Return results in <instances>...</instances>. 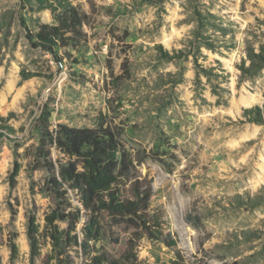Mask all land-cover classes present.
I'll list each match as a JSON object with an SVG mask.
<instances>
[{
    "label": "rangeland",
    "instance_id": "374dc122",
    "mask_svg": "<svg viewBox=\"0 0 264 264\" xmlns=\"http://www.w3.org/2000/svg\"><path fill=\"white\" fill-rule=\"evenodd\" d=\"M69 8L82 26L56 59L29 35ZM262 49L264 0H0V264L88 258L79 246L87 215L71 226L77 199L46 169V108L51 132L116 135L152 181L149 214L182 253L264 264V67L248 60ZM51 158L62 155L51 149ZM192 209L199 226L185 220ZM55 210L64 218L50 226ZM103 224L90 255L119 259L132 242L136 264L174 256L159 240Z\"/></svg>",
    "mask_w": 264,
    "mask_h": 264
},
{
    "label": "trees",
    "instance_id": "16d2710c",
    "mask_svg": "<svg viewBox=\"0 0 264 264\" xmlns=\"http://www.w3.org/2000/svg\"><path fill=\"white\" fill-rule=\"evenodd\" d=\"M54 25H40L38 31L29 35V40L42 51L57 59L56 49L66 47L73 35L80 30L82 18L74 8L53 16ZM72 34V37L67 36ZM248 60L257 63V69L264 67V50L258 54L248 53ZM247 68L241 65L240 71L246 73ZM39 124L42 140L41 146H47L43 153L47 172L54 183L72 192L80 208L70 210L75 215L71 226L79 220L81 210L87 215L81 230L80 248L87 260L85 264H136L131 251L119 259H110L105 254L90 255L91 242H98L103 234V217L113 225L125 226L135 230L151 240H159L168 249L174 251L173 258L167 264H208L206 257L185 255L177 249V240L170 232L164 233L159 219L149 214L152 197V181L141 177L135 170L133 159L121 148L116 135L109 129H74L58 125L49 131L50 111L46 108ZM51 149L62 155L55 162L51 158ZM19 167L15 165L11 176H17ZM59 211H53L46 217L48 225L62 220ZM186 222L199 226L201 219L193 214V209L185 216ZM55 232L56 226H54ZM74 227L71 229V231ZM28 237L34 248L32 223L28 229ZM76 240V237H74ZM57 240V237L55 238ZM77 244V241H75ZM224 264V263H223Z\"/></svg>",
    "mask_w": 264,
    "mask_h": 264
},
{
    "label": "bare ground",
    "instance_id": "6f19581e",
    "mask_svg": "<svg viewBox=\"0 0 264 264\" xmlns=\"http://www.w3.org/2000/svg\"><path fill=\"white\" fill-rule=\"evenodd\" d=\"M58 64H59L60 66H62V63H61V62H58Z\"/></svg>",
    "mask_w": 264,
    "mask_h": 264
},
{
    "label": "built area",
    "instance_id": "2783aa9c",
    "mask_svg": "<svg viewBox=\"0 0 264 264\" xmlns=\"http://www.w3.org/2000/svg\"><path fill=\"white\" fill-rule=\"evenodd\" d=\"M60 67V65H58Z\"/></svg>",
    "mask_w": 264,
    "mask_h": 264
}]
</instances>
